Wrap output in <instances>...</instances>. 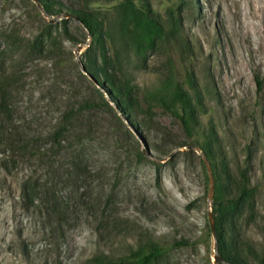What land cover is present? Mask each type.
<instances>
[{
	"label": "rangeland",
	"instance_id": "obj_1",
	"mask_svg": "<svg viewBox=\"0 0 264 264\" xmlns=\"http://www.w3.org/2000/svg\"><path fill=\"white\" fill-rule=\"evenodd\" d=\"M56 1L52 23L34 0H0V264H118L149 243L165 249L156 264H216L206 137L157 100L168 77L200 86L229 172L250 163L254 207L236 225L264 256V0H151L163 18L176 9L178 34L111 51L140 126L83 72L92 37L67 14L121 28L122 0Z\"/></svg>",
	"mask_w": 264,
	"mask_h": 264
},
{
	"label": "trees",
	"instance_id": "obj_2",
	"mask_svg": "<svg viewBox=\"0 0 264 264\" xmlns=\"http://www.w3.org/2000/svg\"><path fill=\"white\" fill-rule=\"evenodd\" d=\"M40 2L50 15L61 12V8L57 10L56 7L63 6L56 0ZM191 2L192 0H182L187 7H190ZM120 7L125 13L121 28L116 23L101 19L90 8L72 9L68 13L74 18L77 17L75 19L92 37V43L87 49L90 59L88 64H85L90 74L87 76L105 88L133 125L140 126L134 88L122 84L111 70L113 64L111 51L114 52L116 59L124 58L125 50L130 46L136 49L153 47L157 39L175 37L182 28V20L172 7L168 8L166 18H163L153 8L151 0H122ZM182 37V46H185L187 41L185 36ZM192 80L193 78L189 79L191 87L187 89L173 77H168L163 81L162 92H158L156 98L182 121L190 137L195 138L196 135L202 134L206 137L204 143L197 141V144L206 153L214 171L216 181L214 214L221 255L234 264H264V256L254 245L243 239L236 225V219L243 215L244 211L254 207L256 188L251 185L250 163L245 167L240 166L238 174L234 175L229 172L224 157L219 158L221 153L219 150L216 151L219 143L216 131L213 127L208 131L202 130L201 108L204 106V96L200 86ZM257 81L260 91L263 82L260 77H257ZM166 98L172 100L178 107L171 108ZM164 253L165 249L162 246L149 243L132 251L118 264H156ZM106 264L112 263L108 261Z\"/></svg>",
	"mask_w": 264,
	"mask_h": 264
},
{
	"label": "water",
	"instance_id": "obj_3",
	"mask_svg": "<svg viewBox=\"0 0 264 264\" xmlns=\"http://www.w3.org/2000/svg\"><path fill=\"white\" fill-rule=\"evenodd\" d=\"M38 6L40 7L41 11L44 12L47 16H49L50 18V21L53 23V22H56L58 21L60 18H54L52 15L48 14L45 9L43 8L40 0H34ZM68 15H70L69 13H67ZM77 18V17H75ZM81 46L79 47L78 49V52H77V58L80 62V65H81V68L83 70V72L87 75H90L89 72L87 71V68L85 66V63L83 62V60L81 59V56H80V51H81ZM117 108L119 109V107L117 106ZM120 110V109H119ZM202 157H203V160L205 161L206 165H207V169H208V173H209V176H210V179H211V192L209 194V206L211 208L210 212H209V216H210V225H211V230H212V233H213V236H214V240H215V246H214V251H215V255H214V259H215V262L216 264H234V263H231V262H228L222 255H221V252H220V247H219V241H218V235H217V228H216V220H215V214H214V211L212 210V203H213V200H214V195H215V180H214V176H213V172H212V165H211V162L210 160L208 159L207 155L205 152L203 151H200Z\"/></svg>",
	"mask_w": 264,
	"mask_h": 264
}]
</instances>
